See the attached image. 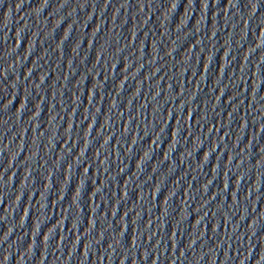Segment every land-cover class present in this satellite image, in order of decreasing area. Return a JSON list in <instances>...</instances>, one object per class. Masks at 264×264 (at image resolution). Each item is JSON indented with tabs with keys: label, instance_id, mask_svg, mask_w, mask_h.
I'll return each instance as SVG.
<instances>
[{
	"label": "water",
	"instance_id": "obj_1",
	"mask_svg": "<svg viewBox=\"0 0 264 264\" xmlns=\"http://www.w3.org/2000/svg\"><path fill=\"white\" fill-rule=\"evenodd\" d=\"M0 264H264V0H0Z\"/></svg>",
	"mask_w": 264,
	"mask_h": 264
}]
</instances>
